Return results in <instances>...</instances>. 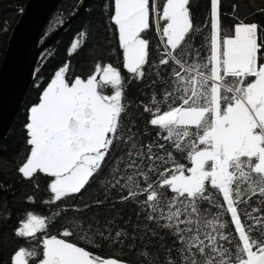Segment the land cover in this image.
<instances>
[{
    "label": "snow or ice",
    "instance_id": "6c2138e0",
    "mask_svg": "<svg viewBox=\"0 0 264 264\" xmlns=\"http://www.w3.org/2000/svg\"><path fill=\"white\" fill-rule=\"evenodd\" d=\"M241 2L224 13L209 0L203 25L193 0L104 6L128 76L93 53L87 74L66 62L41 89L14 170L35 190L45 177L54 210L23 211L8 264H264V22L239 15ZM133 80L149 88L143 127L126 101ZM4 151L0 168L13 163ZM93 186L102 198L89 203Z\"/></svg>",
    "mask_w": 264,
    "mask_h": 264
},
{
    "label": "trees",
    "instance_id": "16d2710c",
    "mask_svg": "<svg viewBox=\"0 0 264 264\" xmlns=\"http://www.w3.org/2000/svg\"><path fill=\"white\" fill-rule=\"evenodd\" d=\"M28 0H0V66L8 47V41L11 32L19 21L23 9ZM84 0H62L57 11L47 26L41 42L46 40L61 25L68 21L82 6ZM110 3V0H88L85 8L78 15L77 19L71 24L66 32L57 38L49 47L41 54L32 86L25 98L23 107L14 122L9 134L0 142V149H4V157L6 161L11 160L13 163H5L0 168V183L4 187V192L0 197V203L3 204L4 214L3 222H0V264H8L9 254L12 248L18 242V239L12 236V229L16 222L21 218V214L25 209L33 210L48 214L54 208H46L42 204V200L48 198L46 192V178L41 176L37 181L40 185L39 190H35L31 183L22 180L14 170V162L19 161L26 148V131L24 124L27 121L29 108L37 103L41 89L49 81L54 70L69 63L71 75H85L90 71L93 62V53L96 58H102L104 61L112 62L115 66L121 68L122 74L127 78L128 74L121 64L120 49L118 40L114 34V30L109 27L110 21L107 19V8L104 6ZM233 0H222V9L224 13L231 12V4ZM264 6L261 0H252L247 3L242 0L239 15L242 17L247 15L249 19H256L264 22V16L258 13L255 17L252 12L257 8ZM209 0H193V14L198 25H203L205 18L209 14ZM224 24L227 27L232 23L230 15L223 17ZM87 29L90 32V39L87 45L79 49L76 53L69 55L70 45L80 31ZM207 31V30H205ZM150 39L151 47H155L158 40L153 32L147 33ZM149 88L146 81L137 82L133 80L127 84L126 101L131 102L129 111L137 118V124L143 127L141 120L138 118L142 112L140 101L147 102L149 96ZM35 194L37 203L32 205L27 202L26 197ZM97 198H102L99 189L96 186L89 189L84 199L91 203ZM79 202V201H76ZM124 208L125 215H131L130 206ZM94 210H99L95 209ZM77 243L81 246H87L83 241L77 239ZM95 250V249H89ZM105 254L121 255L120 252H113L106 249Z\"/></svg>",
    "mask_w": 264,
    "mask_h": 264
},
{
    "label": "water",
    "instance_id": "95a60500",
    "mask_svg": "<svg viewBox=\"0 0 264 264\" xmlns=\"http://www.w3.org/2000/svg\"><path fill=\"white\" fill-rule=\"evenodd\" d=\"M62 0H28L0 66V142L7 137L32 86L43 51L68 30L81 8L46 40L41 38ZM4 187L0 183V197Z\"/></svg>",
    "mask_w": 264,
    "mask_h": 264
}]
</instances>
